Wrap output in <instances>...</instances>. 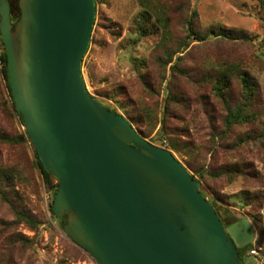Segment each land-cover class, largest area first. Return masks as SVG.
<instances>
[{"label": "rangeland", "instance_id": "1", "mask_svg": "<svg viewBox=\"0 0 264 264\" xmlns=\"http://www.w3.org/2000/svg\"><path fill=\"white\" fill-rule=\"evenodd\" d=\"M94 1V25L81 64L86 90L128 121L142 119V125L134 128L145 140L169 150L220 209L247 219L255 231L251 250L260 252L255 257L247 253L242 264H264V10L256 0H167L173 36L162 47L159 33L141 38L134 34L133 21L140 11L135 0ZM10 3L16 6V0ZM193 11L201 35L236 31L252 39L211 36L203 42L192 39L183 48L184 23ZM166 53L173 55L169 66L163 63ZM225 66L235 67L257 85L250 101L255 117L230 128L226 108L241 103L243 93L233 73L230 104L214 95V79ZM171 95L178 100L171 102ZM8 110L0 85V133L22 135L24 129ZM161 123L165 130L159 135ZM32 161L29 145L0 143V169L15 173L11 183H0L4 193V198L0 194V264H96L64 235L60 219L51 216V192L31 169ZM16 213L37 221V230Z\"/></svg>", "mask_w": 264, "mask_h": 264}, {"label": "water", "instance_id": "2", "mask_svg": "<svg viewBox=\"0 0 264 264\" xmlns=\"http://www.w3.org/2000/svg\"><path fill=\"white\" fill-rule=\"evenodd\" d=\"M0 0V40L24 137L57 181L52 210L96 264H241L254 242L243 218L226 227L200 183L167 149L140 137L86 90L82 59L94 0Z\"/></svg>", "mask_w": 264, "mask_h": 264}, {"label": "trees", "instance_id": "3", "mask_svg": "<svg viewBox=\"0 0 264 264\" xmlns=\"http://www.w3.org/2000/svg\"><path fill=\"white\" fill-rule=\"evenodd\" d=\"M256 1L261 7V9L264 10V0H256ZM8 2L10 4L11 24L15 25L20 16L18 2L16 0L15 7L11 5L10 0H8ZM135 2L138 4L140 11L137 14V17L133 21L134 34H136V36H139L141 38V37H148V36H153V35L155 36V34L159 33L160 46L164 47L167 44H169L172 41L173 35L171 34L169 30L170 9L167 8V5H168L167 0H135ZM196 16H197L196 12L193 11L192 15L188 19H186L184 23L185 24V38H184V41H182L183 48H186L188 45L187 43L192 39L198 42H203V41L208 40L211 36L214 38H221V39H225L229 41L247 42V41H251L252 39L248 37L247 35H245L244 33H241V32L237 33L236 31L226 33V32H222V30H218L216 32L211 30L208 33L201 35V33H199L195 27L194 20H196L197 18ZM181 51L183 50L181 49ZM172 57L173 55L166 53L165 55L166 59L163 62L164 66H167V65L169 66L172 64ZM171 69L179 72L175 65H172ZM233 73H237L239 77L238 79L241 83V92L243 93L242 95L243 100L241 101V103L235 105L233 108H231L230 106H227L226 108L227 116L225 118V123H226V126L229 128L234 125L250 122L255 117V114L252 113V103L250 101L255 99L256 92H257V85L255 84L253 79H251L246 74L245 75L241 74V71L236 70L235 67L225 66L223 67V69L217 72V75L214 79V83L212 87L214 95L218 99L223 100V102H225L226 104H230L228 103L230 100V95L228 92H229L230 79L233 76ZM0 85L3 86V90L6 95V104H8V108H9L8 115H10L11 119L14 120L19 126L23 128L20 116L16 112L13 106V102H12V98L10 94L8 78H7V59H6L4 46L1 40H0ZM169 99L171 102L173 101L176 102L178 100V97L176 95H171ZM98 102L101 103L104 107H106L109 111L120 115L115 109L105 106L100 101ZM129 122L134 128V126L138 127L142 125L143 120L133 119L131 117V120H129ZM164 130H165V127L161 123L160 128L158 129L159 135L163 134ZM136 132L140 137L144 139V137L142 136L140 132L138 131ZM0 143L8 145V146L29 145V147L32 150V157H33V161L30 163V167L32 170L34 171L36 170L40 174L45 188L51 192V202L48 207V211L50 212L51 216L54 217L53 210H52V203H53L54 193L57 188V181L51 174L44 171L32 143L29 140L25 139L24 132L22 135H17V136H9L7 134L0 133ZM170 147L173 150H175L176 148L174 144H171ZM13 171H14L13 169H9V171L5 169H0V183L4 184V186L11 183L13 179L15 178V173ZM224 171L228 172L229 175L230 174L234 176L237 175V173L234 171H230V170H224ZM199 175H200V178H204V175L202 173H199ZM191 177L195 179L193 175H191ZM199 193L201 194L203 198L208 200V202L210 203V205L212 206V208L218 215L222 224H225L226 226H228L240 220V219H237L227 209H220L218 204H216V202L213 199L207 198L206 192L200 191L199 189ZM0 194L2 197L4 196L3 187H0ZM16 216L19 220L25 222L31 229L37 230V227H36L37 221H34L30 216L23 214V213H16ZM65 221H66V218L60 219V222L62 223V225L65 223ZM20 238L21 240H24L23 237H20ZM251 248H252V245L243 247L242 249H238V255H239V260L241 264H242V260L245 259L246 254L249 253Z\"/></svg>", "mask_w": 264, "mask_h": 264}, {"label": "built area", "instance_id": "4", "mask_svg": "<svg viewBox=\"0 0 264 264\" xmlns=\"http://www.w3.org/2000/svg\"><path fill=\"white\" fill-rule=\"evenodd\" d=\"M257 252H260V248H253L250 252H249V254H250V256H256L257 255Z\"/></svg>", "mask_w": 264, "mask_h": 264}, {"label": "flooded vegetation", "instance_id": "5", "mask_svg": "<svg viewBox=\"0 0 264 264\" xmlns=\"http://www.w3.org/2000/svg\"><path fill=\"white\" fill-rule=\"evenodd\" d=\"M223 226H224V227H226V225H225V224H223Z\"/></svg>", "mask_w": 264, "mask_h": 264}]
</instances>
